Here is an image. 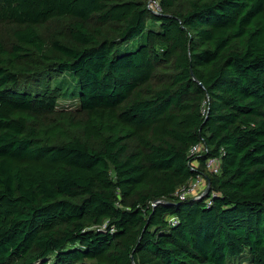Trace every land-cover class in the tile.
<instances>
[{
  "label": "trees",
  "instance_id": "1",
  "mask_svg": "<svg viewBox=\"0 0 264 264\" xmlns=\"http://www.w3.org/2000/svg\"><path fill=\"white\" fill-rule=\"evenodd\" d=\"M161 6L0 0V264H264V0Z\"/></svg>",
  "mask_w": 264,
  "mask_h": 264
},
{
  "label": "built area",
  "instance_id": "2",
  "mask_svg": "<svg viewBox=\"0 0 264 264\" xmlns=\"http://www.w3.org/2000/svg\"><path fill=\"white\" fill-rule=\"evenodd\" d=\"M147 7L148 9L156 14L162 13V6L161 0H147ZM205 148L202 145L194 146L191 150V154H200L203 153ZM206 169L210 174L219 175L221 172V161L220 159H210L206 163ZM207 181L202 177L199 176L189 182L187 185L183 186L180 191L177 192L178 197L180 200H186L190 197H197L201 194H204L207 190ZM172 224L176 223V219H170Z\"/></svg>",
  "mask_w": 264,
  "mask_h": 264
},
{
  "label": "rangeland",
  "instance_id": "3",
  "mask_svg": "<svg viewBox=\"0 0 264 264\" xmlns=\"http://www.w3.org/2000/svg\"><path fill=\"white\" fill-rule=\"evenodd\" d=\"M150 26H152V24H150ZM135 44H137V43H135ZM131 47H133V44ZM124 51H125V48H122L120 50L121 53H124ZM61 85L64 87V89H63V93H62L63 96L58 101V109H60V110H76L78 107V100L71 98V96H70L71 94L76 92V83L74 82L72 77H70L69 75L54 74L52 87L56 88V87L61 86ZM237 261H239V260L237 259Z\"/></svg>",
  "mask_w": 264,
  "mask_h": 264
},
{
  "label": "water",
  "instance_id": "4",
  "mask_svg": "<svg viewBox=\"0 0 264 264\" xmlns=\"http://www.w3.org/2000/svg\"><path fill=\"white\" fill-rule=\"evenodd\" d=\"M209 190H210V183L208 184L206 192H209Z\"/></svg>",
  "mask_w": 264,
  "mask_h": 264
}]
</instances>
